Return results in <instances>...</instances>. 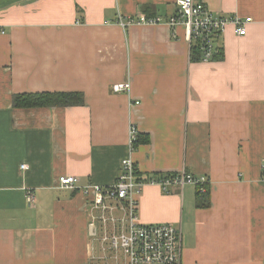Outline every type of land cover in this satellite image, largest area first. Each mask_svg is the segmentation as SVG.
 Wrapping results in <instances>:
<instances>
[{"label": "crops", "instance_id": "obj_1", "mask_svg": "<svg viewBox=\"0 0 264 264\" xmlns=\"http://www.w3.org/2000/svg\"><path fill=\"white\" fill-rule=\"evenodd\" d=\"M198 1L251 19L245 36L227 27L221 60L193 62L184 26L118 24L173 17L176 0H0V264H131L106 240L126 204L93 222L91 196L59 184L112 187L130 157L145 182L208 180L206 208L202 184L146 182L135 196L142 224L181 231L180 264H264V0ZM36 93L84 105L14 106ZM131 127L149 143L134 150Z\"/></svg>", "mask_w": 264, "mask_h": 264}, {"label": "built area", "instance_id": "obj_2", "mask_svg": "<svg viewBox=\"0 0 264 264\" xmlns=\"http://www.w3.org/2000/svg\"><path fill=\"white\" fill-rule=\"evenodd\" d=\"M178 8L176 15L170 18L141 16L133 20H120L119 25L127 29L134 24L158 25L168 24L172 28L184 26L187 41L191 49L199 46L203 62H210L217 50L221 48L220 38L223 36L229 25H234L239 36L247 34L246 24L239 16L220 17L216 16L203 2L198 0H176ZM115 93L129 92V83H119L113 86ZM139 104L138 102L136 103ZM137 129L130 128L129 140L133 146L137 140ZM206 178L196 179L189 175L166 179L160 178L150 183H156L166 189L173 183L176 184H206ZM79 179L72 176H65L59 179L60 187L68 189H80L90 197L94 209L101 212L99 216L93 215V222L108 219L104 213L115 209L122 202L125 216L119 220L112 219L114 225L120 228L119 234L107 236L106 240L114 249H121L129 257L131 264H180L182 259V233L180 230L169 224H142L137 215L138 201L135 196L139 194L146 184L143 179L137 176V169L133 159H124L121 166V173L112 187L101 188L94 185L80 187ZM27 200L33 204L35 195L27 193ZM116 204V206L114 205ZM92 222V223H93ZM107 224V223H106ZM94 225H90V233L96 235Z\"/></svg>", "mask_w": 264, "mask_h": 264}, {"label": "trees", "instance_id": "obj_3", "mask_svg": "<svg viewBox=\"0 0 264 264\" xmlns=\"http://www.w3.org/2000/svg\"><path fill=\"white\" fill-rule=\"evenodd\" d=\"M151 17V16H149ZM167 19V18H166ZM221 50L217 51L215 54V60H221L222 57ZM201 50L199 46H195L192 48V61L196 62L201 59ZM13 104L16 108H67V107H75V106H83L84 105V96L82 93H36V94H21L16 95L13 98ZM149 143L148 137L144 135H138V139L134 144V150L138 148V146L147 145ZM137 176L141 178V175L137 171ZM179 174H155L151 179L146 180L147 183H150L153 180H157L160 178L171 179L178 177ZM142 179V178H141ZM206 184H202L197 187V200L196 205L198 208H206L208 207L209 200V190L207 193L203 194L200 190L201 187H206Z\"/></svg>", "mask_w": 264, "mask_h": 264}]
</instances>
